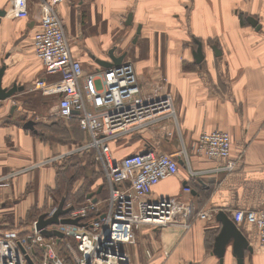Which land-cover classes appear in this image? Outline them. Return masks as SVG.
Here are the masks:
<instances>
[{"label": "crops", "instance_id": "0c3cea01", "mask_svg": "<svg viewBox=\"0 0 264 264\" xmlns=\"http://www.w3.org/2000/svg\"><path fill=\"white\" fill-rule=\"evenodd\" d=\"M29 9L27 18H16L11 0H0V68L6 65L2 87L23 86L0 100V178L24 168L0 185V222L2 231L16 230L20 235L30 232L33 221L56 206L53 190L68 157L43 163L65 153L67 145L59 136L50 138L44 130L49 129L48 122L36 118L43 116L44 97L50 94L35 88L43 76L32 44L41 1L29 0ZM56 9L70 40L81 44L76 47L71 42L84 69L104 67L96 59L107 60L108 50L116 47L115 54L126 53L125 59L134 63L144 87L164 77L175 99L179 125L161 123L113 142L118 158L149 146L177 153L179 170L159 181L153 195L178 197L192 207L166 226H140L135 243L127 247L133 262L237 264L232 243L222 259L214 252L223 226L217 214L223 210L231 217L235 208L264 206V0H62ZM129 13L131 24L126 23ZM250 16L256 18V25ZM139 24L141 32L134 41ZM199 42L201 61L195 56ZM56 77L49 75L48 80ZM54 98L57 108L58 97ZM28 104L40 109L27 114ZM29 119L35 121L37 131L23 126ZM64 121L76 136L86 137L75 119ZM169 125L175 130L171 136ZM213 129L231 134L232 154L238 158L232 173L219 169L222 161L195 149L200 133ZM92 187L96 192L101 187L96 193L100 198L103 184L97 179ZM104 188L103 200L108 196L106 180ZM200 210H211L213 216L201 218ZM239 226L253 248L246 251L245 264H264L257 226L248 220Z\"/></svg>", "mask_w": 264, "mask_h": 264}, {"label": "built area", "instance_id": "2783aa9c", "mask_svg": "<svg viewBox=\"0 0 264 264\" xmlns=\"http://www.w3.org/2000/svg\"><path fill=\"white\" fill-rule=\"evenodd\" d=\"M40 1L41 15L32 44L43 66V76L35 82V88L57 96L56 115L64 120L75 119L86 133L81 142L43 163L94 152L104 169L108 196L104 200L86 197L82 203H67L65 207L69 211L60 219L79 218V222L45 226V229L63 232V237L44 236L37 228V219L25 235L11 229L2 231L0 222V264H135L127 247L135 243L140 226H166L176 217L186 216L192 207L178 197L153 195L159 181L179 170L177 153L149 146L118 158L113 142L161 123L179 125L173 93L167 89L164 77L151 87H144L134 63L128 58L119 65L84 69L56 9V4L62 0ZM29 11V0H11L12 16L27 18ZM49 75L57 77L48 80ZM174 131L169 125L167 134L171 136ZM195 149L202 156L222 161L219 169L231 172L237 168L238 158L232 154V138L227 130H203ZM23 170L2 176L0 185ZM184 190L190 192L191 187L185 186ZM56 209L54 206L48 210L46 217L52 216ZM231 215L239 225L244 220L255 223L259 243L264 246V206L235 208ZM197 216L210 219L213 212L200 210ZM61 240L70 261L59 253Z\"/></svg>", "mask_w": 264, "mask_h": 264}, {"label": "water", "instance_id": "95a60500", "mask_svg": "<svg viewBox=\"0 0 264 264\" xmlns=\"http://www.w3.org/2000/svg\"><path fill=\"white\" fill-rule=\"evenodd\" d=\"M2 13V12H1ZM132 18L133 14L129 13L126 23L131 24L132 23ZM249 20L252 22V24L256 25L257 20L253 16L249 17ZM141 27L142 25L139 24L137 27V35L134 39V41L137 39L138 34L141 32ZM213 49L219 54L221 51L217 46H214ZM116 47H112L108 50V59H100L97 58L96 61L100 65L104 67H111L115 65H119L122 63L124 60L126 53H123L121 55L115 54ZM195 56L197 61H201L203 58V52H202V44L199 42L198 48L195 52ZM6 65L3 64L0 68V100L6 99L8 97H11L16 90H21L23 86L17 85L16 83L13 84L12 87H2V76L4 74ZM25 128H30L35 131L37 129L35 128V121L33 119L27 120L24 125ZM183 160H180V164H183ZM101 187L97 192H99ZM97 192H91L87 195V197H92L94 201L98 199L96 193ZM69 211V208L65 207V197L61 200L59 205L57 206L56 211L54 214L50 217H46V213H43L39 216L37 219V228L41 230V233L46 236H54L57 235L59 237H63V232L58 231V230H48L45 229V226L50 224V223H57V222H63V223H69V224H77L79 222V218H70V217H64L60 219V216L67 214ZM217 218L222 221L223 226L222 229L219 233V235L216 238V243H215V249L214 252L222 259L226 247L228 244L232 243L233 246V254L237 259V264H245V253L247 250L252 251V246L249 244V240L243 233L241 227L237 225L232 218L230 217L229 213L220 210L217 214ZM30 262L32 260L28 258Z\"/></svg>", "mask_w": 264, "mask_h": 264}, {"label": "rangeland", "instance_id": "374dc122", "mask_svg": "<svg viewBox=\"0 0 264 264\" xmlns=\"http://www.w3.org/2000/svg\"><path fill=\"white\" fill-rule=\"evenodd\" d=\"M71 42H72V40H71ZM72 44L73 45L75 44L76 47L81 46L80 43H76V42L75 43L72 42ZM33 96L36 97L37 95L34 94ZM41 96H43V95H41ZM54 96L55 95H50V96L44 97V99L46 101L45 106L43 108H41L44 110L42 112L43 116H41L40 114H36V118L39 120H41L43 118L45 122H48L49 129L44 128L45 131H49L48 136L50 138H56L57 136L62 138L63 143L65 145H67L68 148L66 147V149L68 150L72 145L81 142L83 139L81 137L75 135L74 129H72V127H70L69 123H66L64 121V119H62L56 115V107H55L56 100H55ZM30 108H32V105L28 104L27 114L37 113L38 110L40 109V108L36 107V105H35V107H33V109H30ZM69 129H72L73 132L69 131ZM72 133H73V135H72ZM85 156H86L85 154H83V155L75 154L74 156H72L71 159H68L65 161V163L70 162V161L74 162V163L78 162L76 167L72 168V171H74L73 177H76V175H77V178L74 181H72V183L68 187L66 186V189L63 191L62 194H56L57 198L54 202L55 203L54 205H56V206L59 205V203L61 201L60 200L61 196L63 194H64L63 196L65 197V205L67 203L77 204L78 202L74 201V199H70V196L73 192H76L81 187L80 185L85 180L84 176H87L88 179H90V178L94 179L95 176H98V178H97L98 182L103 184L102 193L99 194V197L101 196L100 198H104L107 195V192L104 188V183H103L104 182L103 180H105V179H104V169H103L101 162L98 161L97 159H95V154H94L93 158L91 156H89V158H87V157L85 158ZM52 163H53V161H52ZM232 172H234V171H231L230 173H232ZM62 175H63V173L60 174V176H62ZM93 192H96V189Z\"/></svg>", "mask_w": 264, "mask_h": 264}, {"label": "trees", "instance_id": "16d2710c", "mask_svg": "<svg viewBox=\"0 0 264 264\" xmlns=\"http://www.w3.org/2000/svg\"><path fill=\"white\" fill-rule=\"evenodd\" d=\"M74 155L75 154H72V155L66 157V160L71 159L72 156H74ZM85 155H86L85 158L86 157L89 158V156H91L93 158L94 152L86 153ZM77 164H78V162L74 163V162L70 161V162H67V163L60 166V168H59L60 170L58 173L57 186H56L55 190H53L54 195L62 194L63 191L66 189V186L68 187L72 183V181H74L77 178V175H76V177H73L74 171H72V168L76 167ZM62 173H63V175L60 176V174H62ZM84 178H85V180H84L83 185L76 192H73L70 196V199H74V201H76L78 203L84 202L86 200L87 195L94 191L92 184L97 180L98 176H95L94 179L93 178L88 179L87 176H84ZM104 179H105V177H104ZM103 181H104L103 183L105 186V180H103ZM63 195L61 196L60 200L63 199V197H64ZM59 253H60V255L64 256L67 261H70L67 249L63 245L62 240L59 243Z\"/></svg>", "mask_w": 264, "mask_h": 264}, {"label": "bare ground", "instance_id": "6f19581e", "mask_svg": "<svg viewBox=\"0 0 264 264\" xmlns=\"http://www.w3.org/2000/svg\"><path fill=\"white\" fill-rule=\"evenodd\" d=\"M233 220V219H232ZM234 221V220H233ZM235 222V221H234ZM236 223V222H235ZM252 223V222H251ZM237 225H239L238 223H236ZM253 224H255V223H253ZM256 225V224H255ZM243 231V230H242ZM244 233V232H243ZM258 243H259V239H258ZM260 244V243H259ZM261 245V244H260ZM261 246H263V245H261ZM264 247V246H263Z\"/></svg>", "mask_w": 264, "mask_h": 264}]
</instances>
